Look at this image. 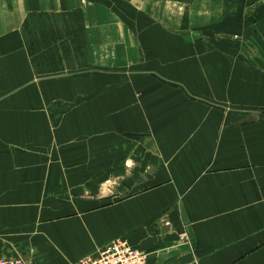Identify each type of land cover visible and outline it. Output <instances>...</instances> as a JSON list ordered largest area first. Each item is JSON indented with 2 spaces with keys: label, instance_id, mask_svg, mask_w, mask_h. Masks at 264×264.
<instances>
[{
  "label": "crops",
  "instance_id": "crops-1",
  "mask_svg": "<svg viewBox=\"0 0 264 264\" xmlns=\"http://www.w3.org/2000/svg\"><path fill=\"white\" fill-rule=\"evenodd\" d=\"M262 3L0 0V215H23L50 197L51 105L63 112L58 165L90 168L58 172L64 194L66 184L85 183L89 195L69 218L41 223L34 238L39 226L17 224L22 239L9 252L32 264H71L120 239L147 264H264V16L255 20L251 10ZM58 14L62 22L72 17L74 38L87 32V83L39 71L30 39L41 24L29 20ZM113 68L127 71V84H115ZM132 70L142 78L130 81ZM130 121L138 125L132 131ZM85 130L94 137L149 130L155 142L65 144L67 131ZM73 150L79 154L67 155ZM110 179L128 194L99 195V181Z\"/></svg>",
  "mask_w": 264,
  "mask_h": 264
},
{
  "label": "rangeland",
  "instance_id": "rangeland-1",
  "mask_svg": "<svg viewBox=\"0 0 264 264\" xmlns=\"http://www.w3.org/2000/svg\"><path fill=\"white\" fill-rule=\"evenodd\" d=\"M253 19H259L260 17L264 16V0L262 4L255 5L252 7ZM250 10V11H251ZM250 14V13H249ZM61 15L58 14L57 17L54 19L51 17H45L43 20H41L40 23H37L38 17H33V19H30V27H33V24H41L39 25L41 28L42 33L33 35V38L30 39L31 43L35 46V61L39 65V71L43 76H49L50 78L53 77H74L75 75H81L83 77V84L87 83L88 77L91 74L90 69H88V63L89 59L92 57L89 55V47L88 43L86 42L84 36L87 32H83V37L81 38V35H77V38H74L73 32H76L77 30L73 26L72 23L73 19H69L70 15H67V19L60 18ZM47 18V19H46ZM40 20V19H39ZM37 30V29H36ZM69 31H72V33H69ZM38 31H36L37 33ZM72 34V35H71ZM260 50L264 51V38H262V41L259 45ZM47 53L46 56H42V54ZM77 60L79 62H77ZM42 63L48 62L50 63L49 70H45L46 66H42ZM82 63V64H81ZM77 64L83 66L82 71H74L73 69L77 66ZM78 65V66H79ZM86 67V68H85ZM43 68V69H42ZM114 71L115 77L114 81L116 85H122L128 83V77L126 76V72L120 71L117 68L111 69ZM131 75L134 77L133 81L135 82L138 77L143 76V74L138 75L137 70H132ZM95 75V73H93ZM98 74L100 75H108L104 71H100ZM154 78V74L147 73V77ZM104 77V76H103ZM142 78V77H140ZM158 79V78H157ZM115 90L119 88H114ZM89 88L86 87L84 89V92H87L85 94L88 96ZM98 94H105V91H102ZM75 107L74 105H67L65 107V112H69L70 108ZM59 108L57 106L51 105V131L50 133V160L51 164H55V166L51 169V174L54 176L55 184H51L49 191H50V197L49 198H42V199H35L34 203H29L27 207V213L14 217L13 215H0V250L3 246L4 251H6L5 254L0 255V264H32L30 261H27L25 259V256H19L14 255L13 253H10L9 251L13 250V248H9V245H15V242L19 239H22L21 236L19 237L18 234H23L22 229L19 227H30L32 226H39L37 228L33 229V237L34 238V232L38 231L41 227V223L45 224L48 222H55L59 219H67L69 218V214L73 213L76 209L75 207L78 206L75 205L76 202L79 201V199L84 198L85 196H88L89 194L81 192L80 187L86 186L85 183L76 184L71 183L69 185L66 184V194H64L63 184H60L56 182L58 180V172L61 171V165H58L59 160H61V152L59 149H61V146L59 145V139H61L60 133H58V119L61 117V110L58 112ZM59 114H58V113ZM137 121H130V131L131 128H135L134 126ZM74 123V121L72 122ZM71 123V124H72ZM74 130H72L73 132ZM126 131L124 129H117L115 132H123ZM151 132L147 130L145 132V135H125V134H118L116 135H99L98 137H94L93 135H89L88 131L85 130V134L82 135H75L73 136L72 133H69L67 131L66 134V145H73L74 147H77L79 145L85 146L88 150L89 144H98L100 145L104 144H115V145H127V144H153L155 142L154 136H152ZM177 136V135H176ZM163 139H166V142H176L175 139L177 137L172 136H166L162 137ZM74 147L72 149H74ZM78 149V148H75ZM88 150L83 151L82 148V155L88 156L89 152ZM73 154L78 155L79 153L76 151H71L67 153V155ZM71 155L67 160H74L78 157H74ZM84 159V157H83ZM100 161V160H99ZM74 165V162H70V164ZM60 167V168H58ZM65 169H62L64 171L69 172H77L79 170L88 171L90 168H84V167H64ZM102 169H98L100 171ZM72 174L70 177H66V180L72 179ZM88 179V178H87ZM99 195H106L114 193V199H121L123 196H126L128 193L124 194L122 192L121 184L117 183L113 179H110L107 183L99 181ZM45 196V195H44ZM25 202V201H22ZM28 202V201H27ZM31 202V201H30ZM1 214V213H0ZM61 215V217H59ZM19 225V227L17 226ZM43 226V225H42ZM28 231V230H27ZM31 232V231H29ZM17 237V240H16ZM113 243V242H112ZM3 245V246H2ZM23 255V254H22ZM93 257V256H88ZM87 257H84L85 259ZM82 260V259H81ZM80 261V260H79ZM78 262V261H77ZM76 263V262H75ZM71 263V264H75Z\"/></svg>",
  "mask_w": 264,
  "mask_h": 264
},
{
  "label": "built area",
  "instance_id": "built-area-1",
  "mask_svg": "<svg viewBox=\"0 0 264 264\" xmlns=\"http://www.w3.org/2000/svg\"><path fill=\"white\" fill-rule=\"evenodd\" d=\"M132 258L139 259L140 264H147V255L119 239L100 249L97 256L87 257L75 264H133Z\"/></svg>",
  "mask_w": 264,
  "mask_h": 264
},
{
  "label": "bare ground",
  "instance_id": "bare-ground-1",
  "mask_svg": "<svg viewBox=\"0 0 264 264\" xmlns=\"http://www.w3.org/2000/svg\"><path fill=\"white\" fill-rule=\"evenodd\" d=\"M131 260L134 261L133 264H140L141 263V261L137 258H132Z\"/></svg>",
  "mask_w": 264,
  "mask_h": 264
}]
</instances>
